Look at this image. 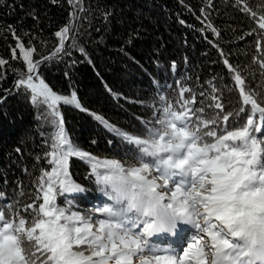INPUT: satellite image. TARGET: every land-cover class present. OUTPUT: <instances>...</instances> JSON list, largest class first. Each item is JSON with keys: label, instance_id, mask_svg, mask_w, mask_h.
<instances>
[{"label": "snow or ice", "instance_id": "6c2138e0", "mask_svg": "<svg viewBox=\"0 0 264 264\" xmlns=\"http://www.w3.org/2000/svg\"><path fill=\"white\" fill-rule=\"evenodd\" d=\"M236 4L257 24L247 35L258 32L259 53L264 14L245 0ZM74 17L71 13L55 33L59 45L52 55L41 60H33L35 49H26L12 33L27 64L16 87L43 108L52 135L46 141L48 169L37 177L33 201L0 206V264H264V104L246 89L245 78L224 59L239 91L238 107L225 111L214 86L210 96L200 93L212 102L202 100L196 107L195 93L180 87L179 109L161 96L153 120L143 121V134L122 131L97 116L127 145L123 159L97 157L74 145L64 127L59 106L81 108L75 93L58 94L38 77L43 61L65 51ZM208 28L216 33L211 24ZM12 53L16 59V50ZM6 64L0 58V66ZM72 158L90 166L107 198L95 209L102 218L82 213L71 202L58 204L61 196L85 191L71 178ZM185 228L188 235L179 249L151 239L175 238Z\"/></svg>", "mask_w": 264, "mask_h": 264}, {"label": "trees", "instance_id": "16d2710c", "mask_svg": "<svg viewBox=\"0 0 264 264\" xmlns=\"http://www.w3.org/2000/svg\"><path fill=\"white\" fill-rule=\"evenodd\" d=\"M245 2L264 14V0ZM242 6L236 0H0V58L7 61L0 66V206L33 201L37 177L48 169L46 141L52 135L43 108L16 87L18 73L27 68L16 38L35 49L33 60L51 56L59 45L55 33L75 13L65 51L43 61L38 77L58 94L75 93L81 108L59 106L74 145L97 157L123 159L127 145L97 116L122 131L143 134V121L153 120L161 96L179 109L180 87L191 89L200 107L202 100L212 102L200 93L210 96L214 86L225 111H232L240 96L224 59L264 104V40L258 53V32L247 35L257 24L240 11ZM69 171L85 191L61 196L58 204L71 202L82 213L102 218L95 209L108 200L90 166L72 158Z\"/></svg>", "mask_w": 264, "mask_h": 264}, {"label": "rangeland", "instance_id": "374dc122", "mask_svg": "<svg viewBox=\"0 0 264 264\" xmlns=\"http://www.w3.org/2000/svg\"><path fill=\"white\" fill-rule=\"evenodd\" d=\"M187 235H188V230L185 228V229H182L180 233L178 234V236L175 238L167 236V235H162L160 237V240L161 242L171 243L174 247L179 249L185 243ZM134 264H139V261H134Z\"/></svg>", "mask_w": 264, "mask_h": 264}]
</instances>
